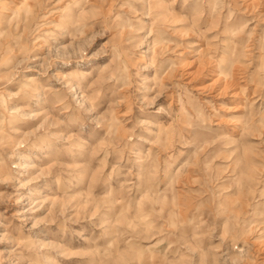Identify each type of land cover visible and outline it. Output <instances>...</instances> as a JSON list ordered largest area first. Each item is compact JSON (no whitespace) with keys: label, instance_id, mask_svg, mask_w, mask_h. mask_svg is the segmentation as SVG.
<instances>
[{"label":"rangeland","instance_id":"1","mask_svg":"<svg viewBox=\"0 0 264 264\" xmlns=\"http://www.w3.org/2000/svg\"><path fill=\"white\" fill-rule=\"evenodd\" d=\"M0 264H264V0H0Z\"/></svg>","mask_w":264,"mask_h":264}]
</instances>
